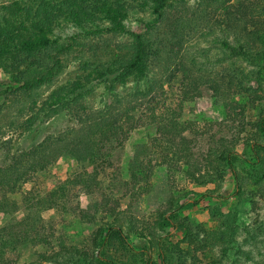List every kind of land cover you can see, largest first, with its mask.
<instances>
[{
  "label": "rangeland",
  "instance_id": "rangeland-1",
  "mask_svg": "<svg viewBox=\"0 0 264 264\" xmlns=\"http://www.w3.org/2000/svg\"><path fill=\"white\" fill-rule=\"evenodd\" d=\"M263 50L264 0H0V264H264ZM134 102L142 124L88 182L43 144ZM171 118L188 144L161 141ZM112 226L125 242L98 250Z\"/></svg>",
  "mask_w": 264,
  "mask_h": 264
},
{
  "label": "trees",
  "instance_id": "trees-1",
  "mask_svg": "<svg viewBox=\"0 0 264 264\" xmlns=\"http://www.w3.org/2000/svg\"><path fill=\"white\" fill-rule=\"evenodd\" d=\"M135 40L137 41V48L135 51V57L131 62H129V67L125 68L126 70H130L132 68L142 66L146 64L145 57V50L144 48H147L148 42L144 41L140 35H137ZM260 61L264 62V50L259 55ZM16 65V64H15ZM24 67H30L29 65H25ZM23 68H19V66H14L15 69L14 77L15 81L18 83L25 82V79L28 75L29 70H25ZM58 68V65H55V69ZM54 68L51 67L49 70H53ZM124 69V70H125ZM48 70V71H49ZM263 70H264V64H263ZM48 78H43L44 80H47ZM137 94L133 98H136ZM137 104L134 102L132 107L128 110H125L123 113L119 114H112V115H102L99 118L94 119L90 122L87 132L81 137L74 139L72 141L68 140H62V139H53V137H50L48 135L44 140L43 144L45 148L50 152L52 149H56L55 143H61L60 148L62 150V153L64 155H68L71 158H73L79 166L82 168L83 171H86L88 167H92L93 172L89 174L88 172H85V175L87 177V181L92 176L97 175L96 169L99 166V164L105 162L107 160V156L109 155V149L116 147H121L123 143L128 139L130 133L135 130L138 126L142 124L141 119L139 116L134 114L136 110ZM180 124L175 120L174 118H171V122H167L165 125L164 132H159V136H161V141H166V143L174 144L176 141H180L178 143L179 145L188 144L189 141H187L186 138L182 136L181 133H183V129L180 128ZM259 129L264 134V119L262 120V124L260 125ZM174 133V134H173ZM62 141V142H61ZM231 154L235 155L233 152H230L229 156L226 157V167L231 172L232 176L235 177V172L233 170V158ZM169 155L166 153L160 154V163L168 166L170 164V158H168ZM189 157L192 159L195 157L194 154H187V153H181L179 159H183L186 163L189 162ZM46 157L44 154L41 155V158H39L38 162H35L30 165V170L32 173L44 171L52 162L45 159ZM203 160V159H202ZM206 161V159H204ZM192 167V168H191ZM190 169H188L185 174L187 178L190 180L194 179L195 171H199L196 166H191ZM145 169L140 168L136 169V171L131 170L130 174V180L131 182H136L139 180L140 176H143V178L147 179V174H145ZM95 174V175H93ZM84 182V181H82ZM77 183V182H76ZM13 191V189H10ZM55 192L51 193V197L54 196ZM53 204H50V207H52ZM4 207V205L0 204V208ZM27 220V218H26ZM30 221L28 220L25 224L24 229V239L27 241L30 239V234L32 230V226L29 225ZM9 232L7 231L6 227L1 228L0 232ZM10 231V230H9ZM101 233V231H100ZM103 236H100V242L97 240V247L98 250L100 247H103V240H109L110 237L112 238H119L122 242H125V238L120 230V228H114L113 226L108 228ZM1 234V233H0ZM3 235V233L1 234ZM9 236H11L9 234ZM20 240V237L18 235L12 236L10 238V241L13 240V238ZM6 239V238H5ZM3 245V246H2ZM0 244V262L3 263V252L5 251L4 246L8 245V241ZM103 264H114V262L110 259L103 258L101 259Z\"/></svg>",
  "mask_w": 264,
  "mask_h": 264
}]
</instances>
